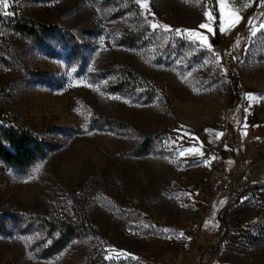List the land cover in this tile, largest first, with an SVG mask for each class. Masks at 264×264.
<instances>
[{"label": "rangeland", "instance_id": "rangeland-1", "mask_svg": "<svg viewBox=\"0 0 264 264\" xmlns=\"http://www.w3.org/2000/svg\"><path fill=\"white\" fill-rule=\"evenodd\" d=\"M10 7L0 122L47 148L26 170L0 160V264H146L156 251L264 264V0ZM12 18L47 29L30 37ZM195 231L211 243L199 257Z\"/></svg>", "mask_w": 264, "mask_h": 264}, {"label": "trees", "instance_id": "trees-1", "mask_svg": "<svg viewBox=\"0 0 264 264\" xmlns=\"http://www.w3.org/2000/svg\"><path fill=\"white\" fill-rule=\"evenodd\" d=\"M11 20L18 31L30 37L36 36L38 31L47 29V27L43 25H35L33 21L28 19L12 18ZM46 148V142L39 139L38 136L28 131V129L0 122V160L6 165L13 166L20 170H26L33 165L39 157L44 155ZM211 179L212 178L209 177L203 186H209ZM214 192H216V190ZM228 197L230 198V196L227 195V198ZM70 229L71 227L68 225L66 231ZM66 239L67 238L61 236L59 239L52 240L50 243L51 250L54 252L60 249L64 246ZM209 244L211 243L208 241L207 235L195 231L192 251L195 252L197 257H199L202 252L207 251L206 248ZM168 257L166 252L156 251L145 255L144 260L146 264H176L174 261L167 259Z\"/></svg>", "mask_w": 264, "mask_h": 264}, {"label": "built area", "instance_id": "built-area-1", "mask_svg": "<svg viewBox=\"0 0 264 264\" xmlns=\"http://www.w3.org/2000/svg\"><path fill=\"white\" fill-rule=\"evenodd\" d=\"M11 2H12V0H8L9 7L7 9H4L3 7H0V13H11V11H10L11 10V7H10ZM1 15H5V14H0V16ZM227 180H228L227 175H223L221 177L220 186L218 188L225 189L228 192V196L231 197L232 196V192L229 191V189H228Z\"/></svg>", "mask_w": 264, "mask_h": 264}, {"label": "snow or ice", "instance_id": "snow-or-ice-1", "mask_svg": "<svg viewBox=\"0 0 264 264\" xmlns=\"http://www.w3.org/2000/svg\"><path fill=\"white\" fill-rule=\"evenodd\" d=\"M145 8L147 7V4L143 5ZM0 7H3L4 9H7L9 7L8 0H0ZM0 14H9V13H0ZM155 27V25H153ZM201 27H207V25H201Z\"/></svg>", "mask_w": 264, "mask_h": 264}, {"label": "water", "instance_id": "water-1", "mask_svg": "<svg viewBox=\"0 0 264 264\" xmlns=\"http://www.w3.org/2000/svg\"><path fill=\"white\" fill-rule=\"evenodd\" d=\"M210 41L213 46H216L219 43L220 38L217 35H214Z\"/></svg>", "mask_w": 264, "mask_h": 264}, {"label": "crops", "instance_id": "crops-1", "mask_svg": "<svg viewBox=\"0 0 264 264\" xmlns=\"http://www.w3.org/2000/svg\"><path fill=\"white\" fill-rule=\"evenodd\" d=\"M259 160H262V162H263V165H264V157H263V158H261V159H259Z\"/></svg>", "mask_w": 264, "mask_h": 264}]
</instances>
